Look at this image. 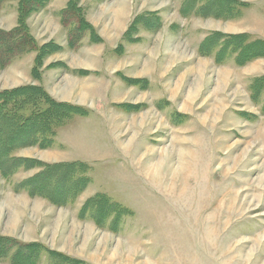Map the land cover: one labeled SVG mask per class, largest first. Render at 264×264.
Segmentation results:
<instances>
[{
  "label": "rangeland",
  "instance_id": "rangeland-1",
  "mask_svg": "<svg viewBox=\"0 0 264 264\" xmlns=\"http://www.w3.org/2000/svg\"><path fill=\"white\" fill-rule=\"evenodd\" d=\"M80 1L98 42L87 31L78 48L105 50L101 72L72 78L75 87L59 81V96L86 105L85 115L49 148L17 149L0 166V237L10 240L0 264H264V57L242 63L238 49L217 61L222 42L200 50L213 33L264 40V0H235L224 19L191 7L184 15L186 0ZM141 17L159 29L132 30ZM89 56L78 61L93 68ZM18 83L0 69V91ZM21 158L81 162L91 183L56 206L24 186L43 167L8 166ZM96 194L127 210L116 224L80 214Z\"/></svg>",
  "mask_w": 264,
  "mask_h": 264
},
{
  "label": "trees",
  "instance_id": "trees-1",
  "mask_svg": "<svg viewBox=\"0 0 264 264\" xmlns=\"http://www.w3.org/2000/svg\"><path fill=\"white\" fill-rule=\"evenodd\" d=\"M10 1L18 3V26L11 31L0 30V67L6 68L12 61L23 54L34 50H39L37 58V68L43 65L46 57L61 50L55 44H48L37 48L34 38L29 35L27 19L31 14L37 13L47 7L50 0H0V10L2 4ZM204 1V4L196 8V0H186V7L182 13L188 15L187 9L191 7L204 16H214L227 18L235 16L234 11L236 1L232 0L229 5H223V0H197ZM230 1V0H229ZM68 9L63 16V23L66 26H75L76 28L69 33L70 48L74 49L81 42L87 31L92 33V41L98 42L97 35L90 24L85 20L82 9H80V0L69 1ZM237 5V4H236ZM143 19L141 17L136 21V31L139 26L147 31H157L160 27L159 19ZM73 21V23H72ZM130 36V35H129ZM248 36L238 38H226L221 33H213L211 38L207 39L201 45V53L210 55L213 49L220 44L219 54H216L217 61L223 56H227V50H242L241 60L245 63L250 60L264 57V40H250ZM250 38V37H249ZM138 38L129 39V42H136ZM240 60V62H241ZM240 63V64H242ZM34 70V78H39L38 69ZM264 79V78H263ZM262 79V80H263ZM130 84L143 83V80L124 79ZM146 81V80H145ZM261 81V79H259ZM79 106L68 103H59L55 101L43 88L35 86H25L12 90L0 91V124L3 131L0 130V166H6L12 152L17 149L39 146L40 148H49L52 145V138L56 135L57 129L65 126L75 115H85L86 112ZM5 144V145H4ZM8 166L15 169L32 167H43L44 171L33 179L24 183L25 188L29 189L31 196L43 195L48 201L56 206H66L74 203L78 194L87 187L91 180L87 177L88 166L81 162H69L61 164L44 165L41 162H35L29 159H12ZM127 211L121 204L112 201L107 195L96 194L87 201L81 211L82 216H91L96 219L98 226L102 224L99 220L104 217L114 218L116 224ZM104 213V214H103ZM8 241V242H6ZM12 243V242H11ZM10 240L0 237V256L3 257L5 250H10ZM30 250L40 249L36 245L27 246ZM2 254V255H1ZM36 255V254H33Z\"/></svg>",
  "mask_w": 264,
  "mask_h": 264
},
{
  "label": "crops",
  "instance_id": "crops-1",
  "mask_svg": "<svg viewBox=\"0 0 264 264\" xmlns=\"http://www.w3.org/2000/svg\"><path fill=\"white\" fill-rule=\"evenodd\" d=\"M69 1L72 0H51L47 7L32 15L33 17H31L28 22V27L32 32V36L35 39L34 41L38 44V48L53 43L60 47L61 50L46 57L40 68H37L36 66L39 50H34L16 57L12 63L6 67V69L0 67L3 73H7L9 75L13 74L14 79L19 81V83L14 86L3 88V91L25 86L41 87L59 103H68L75 106L80 105L86 107V105L82 103L74 104L69 102L67 99L61 98L57 92V84H61L60 82L62 81L63 84L61 86L59 85V87H62L64 84L75 87L72 85V78L77 79V81H82L84 78L92 76L89 75L88 77H82L85 71L95 72V74L96 72H101V69L95 68V62L97 63L101 59L103 61L105 58V50L95 54V51H99L95 50L97 45H94V47H86L84 45L78 48L83 40L84 44L88 42L87 39L90 36L89 33L84 34L81 42L78 43L74 49L70 48L69 33L76 27H68L63 23V16L68 9V5L70 3ZM82 3L83 2L80 1L79 7L82 9V14L86 13V15L84 14L86 21L91 24V26L98 29V24L94 21V14H92L90 9L85 8ZM8 19H10V25L6 26L5 21H8ZM0 23V30L7 32L14 30L18 26L17 1H10L2 4L0 10ZM85 55L92 56H89V58L94 61L90 62L94 65L93 68L85 67L82 62L78 61V59L83 60ZM71 59H73V62H71ZM36 68L40 74L39 78H34V70ZM76 73L81 74L78 76ZM55 87L57 90H55ZM56 162L59 163V161Z\"/></svg>",
  "mask_w": 264,
  "mask_h": 264
}]
</instances>
